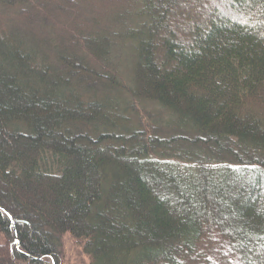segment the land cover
I'll return each mask as SVG.
<instances>
[{"label": "trees", "instance_id": "16d2710c", "mask_svg": "<svg viewBox=\"0 0 264 264\" xmlns=\"http://www.w3.org/2000/svg\"><path fill=\"white\" fill-rule=\"evenodd\" d=\"M183 1L0 0V264H264V0Z\"/></svg>", "mask_w": 264, "mask_h": 264}, {"label": "rangeland", "instance_id": "374dc122", "mask_svg": "<svg viewBox=\"0 0 264 264\" xmlns=\"http://www.w3.org/2000/svg\"><path fill=\"white\" fill-rule=\"evenodd\" d=\"M216 0H202L204 6H209L211 3ZM184 7L182 10L185 14H188V11H192L194 3L192 0H184L181 4ZM200 10L202 8H199ZM205 11V9L201 10ZM185 15L181 16L182 19ZM180 19V20H181ZM3 241V237L0 235V242ZM61 259L58 264H88V257L83 252L81 245L77 243L68 233H64L62 236V247H61Z\"/></svg>", "mask_w": 264, "mask_h": 264}]
</instances>
